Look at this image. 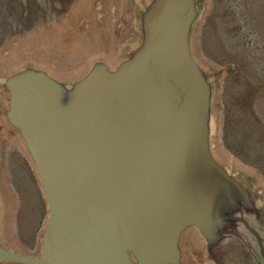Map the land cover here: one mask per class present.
<instances>
[{"label": "rangeland", "instance_id": "1", "mask_svg": "<svg viewBox=\"0 0 264 264\" xmlns=\"http://www.w3.org/2000/svg\"><path fill=\"white\" fill-rule=\"evenodd\" d=\"M149 5L163 16L144 19ZM166 23L179 51L164 46L146 68L149 80L183 120L209 126L212 154L240 191L215 212L225 224L219 233L239 240L243 260L264 261L262 241H253L254 258L247 239L264 238V0H0V248L39 258L49 224L40 170L15 114L18 85L69 116L97 79L124 69L126 37L132 54L142 27ZM122 251L123 264H178Z\"/></svg>", "mask_w": 264, "mask_h": 264}, {"label": "water", "instance_id": "2", "mask_svg": "<svg viewBox=\"0 0 264 264\" xmlns=\"http://www.w3.org/2000/svg\"><path fill=\"white\" fill-rule=\"evenodd\" d=\"M158 14L155 19L163 16ZM153 28L156 50L114 78L97 79L98 86L84 92L83 104L69 116L47 105L44 98L41 103L36 100L27 84L18 85L15 114L40 170L49 224L41 257L0 248V261L123 264L124 245L134 247L143 261L166 260L160 255L162 241L157 237L166 227L143 226L145 218L156 223L167 216L163 219V212L155 210V198L140 199L136 194L145 155L165 150L160 143H149L146 120L155 113L162 124L170 118H178L179 123L190 121L182 119L178 108L165 105L156 84L149 80L146 68L153 66L156 55L162 59L164 46L179 51L173 49L176 28L168 23ZM115 82L121 88L109 85ZM106 83L107 89L99 86ZM140 139L144 143L141 150L130 152L124 147L129 140L136 143ZM163 246L167 251L170 245Z\"/></svg>", "mask_w": 264, "mask_h": 264}, {"label": "crops", "instance_id": "3", "mask_svg": "<svg viewBox=\"0 0 264 264\" xmlns=\"http://www.w3.org/2000/svg\"><path fill=\"white\" fill-rule=\"evenodd\" d=\"M157 9L156 6L153 12V5H149L143 11V18H156L160 13ZM140 34V41L135 43L132 54L131 37L123 40L128 53L120 66L141 64L156 50L154 28L142 27ZM154 114L146 120L151 131L149 143H160L165 150L145 155L139 173L140 190L136 194L140 199L141 196L150 200L155 198V210L163 212V219L167 216L165 221L157 220L156 223L145 218L143 226L149 228L157 224L166 227L157 235L162 241L160 255L164 256L163 259L175 258L178 264H264L259 259L254 261L249 254L243 260L244 251L239 240L223 238L219 233L225 224L215 212L226 211L227 195L240 191L238 179L230 173L227 163H221L212 154L209 126L204 122L179 123L178 118L174 121L170 118L162 124ZM143 145L141 139L136 143L129 140L124 147L132 152L141 150ZM194 231L199 232L198 238ZM247 239L254 249V258L260 256L254 239L262 241L261 253L264 254V238ZM163 244L170 245L167 251Z\"/></svg>", "mask_w": 264, "mask_h": 264}, {"label": "bare ground", "instance_id": "4", "mask_svg": "<svg viewBox=\"0 0 264 264\" xmlns=\"http://www.w3.org/2000/svg\"><path fill=\"white\" fill-rule=\"evenodd\" d=\"M62 112V111H61Z\"/></svg>", "mask_w": 264, "mask_h": 264}]
</instances>
